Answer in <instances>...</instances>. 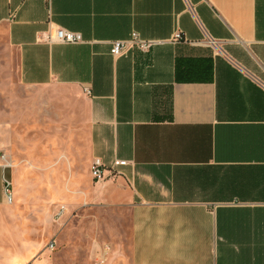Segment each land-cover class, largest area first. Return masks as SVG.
Listing matches in <instances>:
<instances>
[{"label": "crops", "instance_id": "0c3cea01", "mask_svg": "<svg viewBox=\"0 0 264 264\" xmlns=\"http://www.w3.org/2000/svg\"><path fill=\"white\" fill-rule=\"evenodd\" d=\"M50 27L84 42H40ZM0 30L37 98L22 112L76 133L84 120L87 167L70 168L66 202L128 210L130 264H264V0H0ZM133 32L157 43L112 55ZM3 150L0 264H28L36 242L3 215L20 205ZM96 158L128 164L96 182Z\"/></svg>", "mask_w": 264, "mask_h": 264}, {"label": "rangeland", "instance_id": "374dc122", "mask_svg": "<svg viewBox=\"0 0 264 264\" xmlns=\"http://www.w3.org/2000/svg\"><path fill=\"white\" fill-rule=\"evenodd\" d=\"M40 94L44 97L43 92ZM27 95L19 80L17 54L0 30V146L13 153V184L20 192L16 200L20 205L3 215H7L14 235L36 242L38 252L30 263L94 264L108 245L110 254L104 264H130L128 210L66 202L70 168L81 180L87 167L84 120L78 124L77 133L68 121L56 123L49 115L37 121L36 114L27 116L21 110L24 105L37 104L35 96L26 103ZM42 97L39 101L47 100ZM65 117L67 120L68 115ZM51 242L55 243L53 251L47 248ZM15 262L27 261L22 258Z\"/></svg>", "mask_w": 264, "mask_h": 264}, {"label": "built area", "instance_id": "2783aa9c", "mask_svg": "<svg viewBox=\"0 0 264 264\" xmlns=\"http://www.w3.org/2000/svg\"><path fill=\"white\" fill-rule=\"evenodd\" d=\"M184 35L181 31H177L174 34L172 39L173 42H182L185 41ZM40 42L53 45V44H80L84 42V38L81 33L73 32L68 29L62 27H50L47 31L42 34L40 38ZM157 42L146 40L140 37V35L136 32H133L130 38L126 41H116L113 44L111 49V53L114 56H119L128 49L133 47L139 49L140 51L146 53L149 52L150 49L156 44ZM2 158L5 159V155H2ZM127 161H117L111 166H107L102 159L96 158L93 160L91 165V175L94 181L102 182L106 181L110 177H115L118 172L119 166L127 165ZM6 166H10V163H6ZM12 183L9 180H5V191L7 195L8 202H12ZM48 250L53 251L55 249V243L51 242L48 245ZM110 254V247L105 245L102 249L101 254L95 260L94 264H104L107 261V258ZM32 264V263H28Z\"/></svg>", "mask_w": 264, "mask_h": 264}]
</instances>
